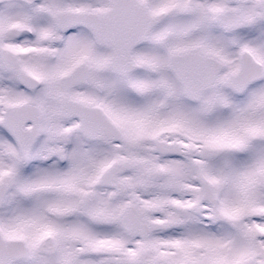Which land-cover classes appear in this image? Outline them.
I'll return each mask as SVG.
<instances>
[{
    "label": "snow or ice",
    "instance_id": "6c2138e0",
    "mask_svg": "<svg viewBox=\"0 0 264 264\" xmlns=\"http://www.w3.org/2000/svg\"><path fill=\"white\" fill-rule=\"evenodd\" d=\"M0 264H264V0H0Z\"/></svg>",
    "mask_w": 264,
    "mask_h": 264
}]
</instances>
